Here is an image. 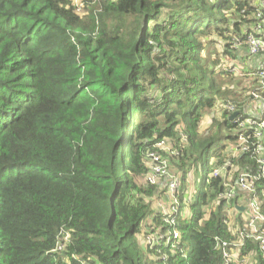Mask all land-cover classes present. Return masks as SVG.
<instances>
[{
    "label": "trees",
    "instance_id": "16d2710c",
    "mask_svg": "<svg viewBox=\"0 0 264 264\" xmlns=\"http://www.w3.org/2000/svg\"><path fill=\"white\" fill-rule=\"evenodd\" d=\"M255 2L0 0V264H224L217 240L238 238L232 211L241 225L237 208L255 196L264 215V179L236 193L232 179L211 175L239 135L225 106L241 121L252 118L247 104L263 113L264 87L208 47L217 37L223 59L236 58L233 41L264 13ZM213 109L221 117L203 129ZM256 121L243 128L250 148L264 135ZM150 151L194 167L191 202L182 183L174 200L165 177L147 180ZM242 153L233 163L254 168ZM172 207L169 225L162 212ZM148 217L164 237L146 247L137 235ZM62 232L70 238L56 251ZM246 256L262 264L249 236Z\"/></svg>",
    "mask_w": 264,
    "mask_h": 264
},
{
    "label": "built area",
    "instance_id": "2783aa9c",
    "mask_svg": "<svg viewBox=\"0 0 264 264\" xmlns=\"http://www.w3.org/2000/svg\"><path fill=\"white\" fill-rule=\"evenodd\" d=\"M79 0H74L75 4H78ZM264 6V2H263ZM77 11H80V6L77 7ZM257 16L262 19L264 22V14L261 11H258ZM258 31L261 29V26L258 25L256 28ZM247 44H248V49L249 52L252 53L253 55H260L263 57L264 55V39L262 37L250 34L247 39ZM241 45V41L236 39L234 40V47H238ZM258 76L264 80V62H261L257 66L256 70ZM262 116V121L259 123L261 127H264V111L260 115ZM259 116V117H260ZM257 118L251 119L248 118L245 121H242L239 123L240 126L245 127L246 123H251V125H256L258 124L256 121ZM258 138H261L262 135L261 133L258 132ZM158 146H161V143L158 144ZM238 153H242V151H247L249 149V146L245 143V138L241 137L239 145L237 147ZM147 160H151V170L147 173V180L153 184H158L159 183V178L165 177L167 178L168 176L170 177V164L168 165V161L165 158H161L160 154L157 151H150L147 156ZM235 184L242 190H247V191H253V185L251 181V176L248 173H241L238 177V179L235 181ZM225 186H228L229 183L226 182L224 183ZM180 194V180L176 175H172L170 177V180L167 184V190L165 192V197L167 199H176V195ZM182 194L187 197L186 201L190 198V193L185 190L184 192L182 191ZM234 196V191L232 190L231 192L228 193V197H233ZM161 205V203H159ZM249 218L246 220L245 225L247 224L248 227L253 228L254 232L252 236L259 242V248L261 252V257H262V264H264V230L261 232H258L257 229V224L260 223L263 220V216L260 213V208H259V203L254 200L249 202ZM177 208L172 207L170 210H163L162 215L164 216L163 221L167 224L170 225L169 221L171 217L176 213ZM184 215H188L189 212L183 211ZM231 216V215H230ZM229 217V216H228ZM173 221V220H172ZM161 227V226H160ZM158 228L155 227V225L151 222H148V224L144 227H142V230L140 231L144 238H145V243L148 246H153L155 245V241L158 239H162L164 237L163 234L159 233ZM140 232L137 235V238H139ZM174 237H177V232L174 231L173 233ZM243 233H240V237H238L236 240L233 241H225V240H217V247L222 249L223 252V257H224V264H245V259H239V253L241 251V247L243 245ZM59 241L63 243V248L62 245L59 244ZM69 241V234L67 232H62L59 237H58V242L56 243V247L54 250L56 251H62L65 247L66 244ZM185 256V254H184Z\"/></svg>",
    "mask_w": 264,
    "mask_h": 264
},
{
    "label": "rangeland",
    "instance_id": "374dc122",
    "mask_svg": "<svg viewBox=\"0 0 264 264\" xmlns=\"http://www.w3.org/2000/svg\"><path fill=\"white\" fill-rule=\"evenodd\" d=\"M258 3H259V1H258ZM210 41H212V42H210V46L208 47V56L211 57V59L217 58L219 60L222 68H226L229 70V66L234 67V69H235L234 76L235 77H245L244 74L246 73L247 70L245 67H243L241 65V63L248 59V56H249L248 53L246 51H242L241 53H236V58L228 57L227 59H223V55H222V50H223L222 44L223 43H222V40L217 38V37H212V38H210ZM242 47H244V46H242ZM226 77L228 78L229 83H231V79H236L233 76H226ZM236 81H237V79H236ZM225 111H227L228 115H230L234 111L233 105L228 104L225 108ZM208 116L209 117H206L204 119L203 129H209L210 128L211 116L221 117L220 110L213 109L209 112ZM236 126L238 127V125H236ZM236 126H235V128H236ZM236 140H237V138L234 140V142H230V144L227 145L228 146L227 154H226V157H224V161L222 162V164L218 168H216L211 173V175H217V174L221 175V173H224V171H226L229 174L230 178L232 180H235L238 177L239 172L245 166L248 165V163H247L246 165H244V167H242L240 165V163H238V162L233 163V160L235 159V155L237 153V148L235 145ZM166 148L170 149L175 154L178 153L174 144L170 145V142H168V143L166 142ZM262 150H263L262 145L257 144V146L255 148H253L251 150V153H250V154H253V156L258 159V164L260 161H262V158H261ZM167 161H168V165L170 164V175L171 176L176 175L179 178L180 183L183 184V185L181 184L182 189H186L189 193H191L192 189L195 188L194 184H193V179H194V176L196 175V171H195L194 167H192V166L187 167L186 166V167L181 168V164L176 165V164L172 163L168 158H167ZM253 164H254V162L249 164V165L252 166ZM225 167H226V169H225ZM254 171H256V170H254ZM170 177L168 176L165 179L164 182L166 184H168ZM199 177H200V174H199ZM197 178H198V176L196 177V179ZM261 179H264V171L261 173ZM259 181H261V180H259ZM223 182H225V184H226L225 179L223 180ZM192 199H193V197H192ZM191 201H192L191 198H189L188 202H191ZM206 208H207V206H204V209H206ZM233 212L234 211H232V219H234V221L236 223L235 216L238 213L233 214ZM241 215L246 216V212L245 211L242 212ZM138 239H139L141 245H145L147 247V244L145 243V238L141 232H140ZM59 244L62 245V248H63V243L61 241H59ZM188 252H190V245L187 247V249L185 251L186 257L188 255ZM148 258L149 259H151V258L155 259L156 257L154 254L148 253ZM245 264H250V262L248 261V258L245 259Z\"/></svg>",
    "mask_w": 264,
    "mask_h": 264
},
{
    "label": "clouds",
    "instance_id": "9594fccd",
    "mask_svg": "<svg viewBox=\"0 0 264 264\" xmlns=\"http://www.w3.org/2000/svg\"><path fill=\"white\" fill-rule=\"evenodd\" d=\"M258 1H259V3H258ZM263 2H264V0H257V2H255V3H253V4H255V5H258L259 7H261V8H264V6H263ZM258 11H260V10H258ZM258 11L256 12V16H257V13H258ZM264 14V13H263ZM258 17V16H257ZM259 18V17H258ZM261 19V18H260ZM258 25H260L261 26V29L258 31L256 28L258 27ZM264 22L262 21V19H261V21H259L255 26H254V28H253V31L251 32V33H247L246 34V37L244 38V39H241V38H238V40H240L241 41V45H239L238 46V48H239V51H240V53L242 52V51H246L247 53H248V57H261L260 55H256V54H252V53H250L249 52V49H248V44H247V39H248V36L250 35V34H253V35H256V36H259V37H262L263 39H264ZM236 40V39H235ZM234 42V41H233ZM242 46H244V47H242ZM262 58V57H261ZM262 61L260 60V62L259 63H261ZM258 63V64H259ZM258 66V65H257ZM247 70V72H246V75H252V76H255V77H258L259 79H260V82H261V84L263 85V87H264V80L263 79H261L259 76H258V74H257V72H256V70H257V67L254 69V70H252V71H250V70H248V69H246ZM228 104H231V103H227L226 104V106L228 105ZM233 105V110L234 111H238V114L235 116V117H233V118H235L234 119V123L236 124L237 122H239V123H241L242 121H241V118L238 116L239 115V110H237L236 109V106L234 105V104H232ZM226 106H225V108H226ZM233 111V112H234ZM232 112V113H233ZM231 113V114H232ZM231 114H230V116H231ZM262 114V111L259 113V116ZM259 116H247V117H252L251 119H255V118H258ZM230 118V117H229ZM233 118H231V119H233ZM238 128V127H237ZM237 128H236V131H237ZM243 126H240V128H238V133H239V135H238V137H237V140H236V148L238 147V145H239V142H240V138L241 137H244V131H243ZM257 144H260V145H262V147H263V150H262V152H261V158H262V161H260L259 162V164H258V159L256 158V157H254L253 156V154H250L249 156H250V158L252 159V160H255V167L254 168H252V169H246L245 167H244V165H242V167H244L240 172H239V175L241 174V173H248L250 176H251V181H252V185H253V190H255L256 189V182H258L259 180H261V173L264 171V135L261 137V138H259L258 139V141L255 143V145L253 146V147H249V149L246 151V152H250L251 153V150L253 149V148H255L256 146H257ZM238 150V149H237ZM237 154H238V151H237V153H236V155L235 156H237ZM241 154H243V153H240V155ZM239 155V154H238ZM225 169H226V167H225ZM254 170H256V171H254ZM239 175H238V177H239ZM214 177H217L218 179H220L221 180V183H222V185L225 183V182H223V180L225 179L226 180V182L227 183H230V181H231V178H230V176H229V174L226 172V171H224V173H221V175H219V174H217V175H214ZM238 177L235 179V180H233V183H232V185H233V188H234V191L236 192V193H238V192H241V191H247V190H242V189H240L236 184H235V181L238 179ZM247 192H249V191H247ZM250 192H252V191H250ZM190 198H191V194H190ZM254 200H256L258 203H259V208H260V213L262 214V216H263V220L260 222V223H258L257 224V229H258V232H261V231H263L264 230V225H263V222H264V215H263V213H262V211H261V201L257 198V197H255L254 196V199H253V201ZM240 207H243V209L241 210L240 209ZM238 210H240L241 211V213L242 212H246V216H242L241 215V213H240V218L243 220V222H241V225H240V221H238V220H236V223H235V221H233V227H231L232 228V232H234V233H238V237H240V233L242 232L243 233V237H242V239L245 237V236H249V237H251V238H253L254 240H256L253 236H252V234H253V232H254V229L253 228H250V227H248L247 226V224L245 225V223H246V220L249 218V215H250V212H249V205L248 206H246V207H244V206H239L238 208H237ZM148 222H151V223H153L154 224V220L151 218V217H148L146 220H145V222L143 223V225H142V227H144V226H146L147 224H148ZM142 227H141V230H142ZM238 228H241V229H238ZM140 230V231H141ZM69 238H70V236H69ZM257 241V240H256ZM257 243H258V246H259V242L257 241ZM143 246V245H142ZM259 251H261L260 250V248H259ZM260 256H261V252H260ZM185 257H186V255H185ZM246 258H249V257H247L246 256ZM262 258V257H261ZM252 262H253V259H252V257H251V261H250V264H252Z\"/></svg>",
    "mask_w": 264,
    "mask_h": 264
},
{
    "label": "crops",
    "instance_id": "0c3cea01",
    "mask_svg": "<svg viewBox=\"0 0 264 264\" xmlns=\"http://www.w3.org/2000/svg\"><path fill=\"white\" fill-rule=\"evenodd\" d=\"M261 59H262L261 57H248L244 65L248 70L252 71L257 67ZM248 76H251V75H248ZM260 112H261V109H259V104H256L253 106H250L249 104H247L245 106V113L247 114V116H259ZM248 261L249 262L251 261L250 258H248Z\"/></svg>",
    "mask_w": 264,
    "mask_h": 264
},
{
    "label": "water",
    "instance_id": "95a60500",
    "mask_svg": "<svg viewBox=\"0 0 264 264\" xmlns=\"http://www.w3.org/2000/svg\"><path fill=\"white\" fill-rule=\"evenodd\" d=\"M237 114H238V111H234V112L231 114L230 118L235 117ZM240 209L242 210L243 207H240Z\"/></svg>",
    "mask_w": 264,
    "mask_h": 264
}]
</instances>
